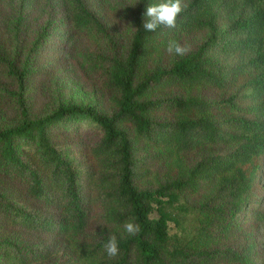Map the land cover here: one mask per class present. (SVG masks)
Listing matches in <instances>:
<instances>
[{
  "label": "trees",
  "instance_id": "16d2710c",
  "mask_svg": "<svg viewBox=\"0 0 264 264\" xmlns=\"http://www.w3.org/2000/svg\"><path fill=\"white\" fill-rule=\"evenodd\" d=\"M182 1L187 7L174 28L149 32L142 27L146 7L161 0H111L133 33L124 57L95 60L113 90L109 112L60 102L31 116L22 93L27 68L0 53L19 105L17 122L0 127V176L51 212L0 194L6 224L67 236L81 264H257L264 257V0ZM67 7V28L108 36L87 0H67ZM205 32L184 56L171 54L166 65L155 58L170 40L186 43ZM202 88L216 97L195 91ZM75 121L95 125L100 135L88 148L94 163L83 169L50 141L51 128ZM21 146L33 152L36 168L21 157ZM201 146L226 149L188 163L185 156ZM211 184L201 201L183 200ZM176 203L188 216L171 232ZM92 220L98 225L91 227ZM128 221L139 225L137 234L124 231ZM111 236L119 246L114 258L104 250ZM48 255L0 237V264H34Z\"/></svg>",
  "mask_w": 264,
  "mask_h": 264
},
{
  "label": "rangeland",
  "instance_id": "374dc122",
  "mask_svg": "<svg viewBox=\"0 0 264 264\" xmlns=\"http://www.w3.org/2000/svg\"><path fill=\"white\" fill-rule=\"evenodd\" d=\"M130 2L132 0H124ZM184 2V1H182ZM88 7L102 20L108 29V36L88 31H73L67 28V0H0V53L7 59H14L19 68L26 66L27 76L23 95L33 117H39L53 109L60 102H70L84 106H95L99 111H110V98L113 90L107 87L97 62L98 55L125 56L133 26L122 20L114 10L111 0H87ZM47 35L43 36L44 25ZM207 33H197L187 42L179 40L189 49L202 41ZM215 54L224 61L218 53ZM171 54L160 50L155 56L161 64L170 62ZM0 69V127H8L17 122L19 105L15 82L4 76ZM209 98L216 97L207 88L195 90ZM50 141L61 155L83 169L93 165L88 153L98 139L95 125L84 121L62 122L50 129ZM226 147H199L185 156L188 163H194L210 151L222 152ZM21 157L33 168L37 167L32 151L21 146ZM262 178H264V157L261 158ZM216 184L203 185L197 193L185 196L190 204L199 202L204 195L212 192ZM0 194L39 214L51 212L31 199L11 178L0 176ZM176 203L172 212L176 220L170 222V231L177 232L179 224L187 219L188 213ZM256 204L252 208H255ZM185 219H182L184 218ZM95 227L97 221L90 222ZM0 237L35 248L47 249L49 255L42 262L34 264H81L74 244L63 234H41L11 227L0 218ZM260 242L264 244V228L260 230ZM264 253V249H263ZM264 264V257L257 260Z\"/></svg>",
  "mask_w": 264,
  "mask_h": 264
},
{
  "label": "clouds",
  "instance_id": "9594fccd",
  "mask_svg": "<svg viewBox=\"0 0 264 264\" xmlns=\"http://www.w3.org/2000/svg\"><path fill=\"white\" fill-rule=\"evenodd\" d=\"M187 7L182 0H161L159 3L146 7L142 27L145 31L154 32L158 27L174 28L177 16ZM166 52L176 56H184L188 51L187 45H182L175 40H170L166 46ZM124 231L128 235H135L140 231L139 225L128 221L124 224ZM104 250L110 258L119 254L118 241L115 236L109 237L104 244Z\"/></svg>",
  "mask_w": 264,
  "mask_h": 264
}]
</instances>
